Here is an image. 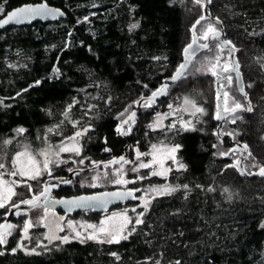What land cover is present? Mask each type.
<instances>
[{
	"label": "trees",
	"instance_id": "obj_1",
	"mask_svg": "<svg viewBox=\"0 0 264 264\" xmlns=\"http://www.w3.org/2000/svg\"><path fill=\"white\" fill-rule=\"evenodd\" d=\"M0 1L1 16L22 3L41 0ZM46 1L66 15L0 29V139L16 128L33 136L49 119V108L71 101L74 113L92 117L82 147L95 160L106 145L121 152L127 142L139 139L138 146L145 149L151 138L163 137L151 131L145 135V119L152 112L143 111L144 106L137 113L139 124L126 136L117 134L116 114L126 101L156 88L177 69L193 39L192 26L204 15V0L198 16H187L177 0ZM208 12L223 25L224 37L234 47L251 108L223 119L220 133L232 138L218 139L214 115L204 132L168 133L179 144L185 165L167 176L176 191L155 195L147 207L137 206L133 214L141 212L137 219L142 222L133 221L127 239H78L25 251L17 245V231L0 248V264H264V176L240 174L239 152L233 149L235 142L246 144L247 171L264 167V0H208ZM220 23L200 20L197 39L206 40L202 30L207 24L217 29ZM218 44L214 38L198 52L170 90L181 91L186 82L216 90L215 75L206 63ZM218 49L224 50L221 44ZM235 80L233 76L224 90L228 111L244 104ZM102 82L107 87L98 89ZM214 107L217 111V99ZM216 144L224 148L219 156ZM148 179V184L164 180ZM5 208H0V220Z\"/></svg>",
	"mask_w": 264,
	"mask_h": 264
},
{
	"label": "rangeland",
	"instance_id": "obj_2",
	"mask_svg": "<svg viewBox=\"0 0 264 264\" xmlns=\"http://www.w3.org/2000/svg\"><path fill=\"white\" fill-rule=\"evenodd\" d=\"M177 1L183 6L184 12L187 16L191 14V12L195 14L197 13V16L201 14V1L199 3H197V0ZM0 8H3V2L1 1ZM209 25L210 24H207L205 26V28L202 30L203 33H205ZM216 47L219 48L220 44L216 45ZM218 48H215L216 52L214 53V56L208 60L206 66L211 69L213 65H215V69L220 68L223 70L225 65L230 66L229 56L226 50ZM215 69L214 71H216ZM216 77L217 76L215 75L214 84ZM199 85L203 86L191 85L190 82L189 85L188 82L182 83L179 88H182L183 90H171L172 92L169 94L168 100L164 106L166 109L165 111L162 110L155 114L152 112L151 118L148 117L145 119L147 123L145 135L147 136L150 131H157V133L162 134L163 137H158L155 139L151 138L143 151H135L136 156L129 160V163L118 164L112 167L102 168L101 170L93 169L94 171L90 172V175L85 176V179L82 181L83 185L95 188H110L122 185L114 183L116 179L123 178L133 183H135L138 179L141 182L139 185L145 186V192L150 194V196L158 195L157 192L150 191V189L153 188H176L177 186L174 185L173 182L169 181L167 176H170V173L173 172V170L179 169L178 165L182 164L179 159L178 150L175 153L176 162H173L172 160L165 161V167L171 169L167 175H154L164 180L161 182L157 181L153 184H148L150 183L148 178L153 176L152 172L159 171V167L155 166L153 168H139V164L141 162L149 163L152 157L150 155H143L137 159V152L150 153L152 151V145H157L158 148H161L165 145L169 148L178 145V143L168 137V133L174 132L175 128H180L181 130H200L202 132L208 130L209 119L215 114L216 111V107L214 106L216 104L218 92L208 85ZM97 87L98 89H102L107 87V85L105 82H102L101 84L98 83ZM226 97L227 96H225V98ZM186 99L192 101V103H185ZM108 100L109 99L106 98V101ZM134 100L135 99L126 101L116 115L119 117L123 116L122 114L124 111H126L131 106V104H133ZM193 103L196 107L202 108L203 112L193 115L192 113L195 112V108L192 106ZM69 105H72L71 109H69ZM169 105H172V107L169 108ZM227 105L223 106V110L228 109ZM72 109V101L71 103H64L61 107L49 108V119L41 127L36 129L33 136H30L25 131L23 133H17L16 130L20 128H16L9 136L0 139V164L4 165L3 168H0V180L9 182L15 192V195H13L11 200H9L3 207L17 202L18 199H24L23 197L26 194L39 186L42 176L45 172H47L43 170V165L46 159L50 164H62L64 162H68V159L70 158L79 157L75 152H60L59 156L55 155V153L59 151V146H70L73 143L72 141H69L68 138L74 136L77 131H81L83 133L81 136L76 137L75 141L76 145L80 148L81 153V138L87 136L88 133V131L83 132V130H89L92 128V117L89 118L88 116H85L83 111H75L74 113ZM65 111L69 112L67 119L64 116ZM157 123H159L161 126L156 127ZM185 124H187L188 127H185ZM172 125L175 126L170 127ZM49 129H54V131L49 132ZM262 136L264 137V129L262 130ZM6 140L9 141L8 144L4 143ZM42 147L45 148V152L41 151ZM223 149L224 148H221L219 144H216L214 151L216 156H219V153H221ZM44 153H47V156H45ZM30 157L35 159V166L41 169L42 174L40 176H38L36 179H29L27 176H20L19 174L15 176L11 175L12 172L18 173L20 170H24L26 172L32 171L33 164L30 160ZM133 168H137L138 170L132 171ZM105 173H108L107 177L104 175ZM93 177H99V179L94 180ZM140 177H143V179H140ZM135 184L138 185V183ZM29 186L31 187L29 188ZM136 200V203L132 204V206L118 207L110 211L107 210L106 212L101 213L93 218L88 213H82L75 216H63L55 214L51 210H35L25 214L24 216H19L17 219L18 221L16 220L13 222L12 225L14 227H12L10 230L7 240L10 236L17 234L18 231L20 238L17 245L19 248H22L25 251H34L35 248L37 249L39 247V245L47 248L53 243H64L65 240L62 237L89 239V236L95 234L96 239L108 241L112 239V237L98 231V229L101 227V221H105L107 218L111 217L112 220L108 221L110 226L113 222H121L122 216L124 214H126L130 219V223L126 225L124 231L121 233L122 236H126L133 221L137 220L138 218L137 215L134 217L132 211L138 204V199ZM25 221H30L32 224V227H30L26 233L23 230ZM69 222H71V225H69ZM87 225H93L95 227L89 228ZM83 227L86 228L84 232L81 231V228ZM77 233H79V236ZM53 236H55V238H53ZM33 239L35 242L32 243ZM5 244L6 243L0 244V248Z\"/></svg>",
	"mask_w": 264,
	"mask_h": 264
},
{
	"label": "water",
	"instance_id": "obj_3",
	"mask_svg": "<svg viewBox=\"0 0 264 264\" xmlns=\"http://www.w3.org/2000/svg\"><path fill=\"white\" fill-rule=\"evenodd\" d=\"M41 4L46 5V8H47L46 12H44V13H42L40 15H35V14L29 15L27 18L21 19L19 22L10 21L8 24L0 25V29L5 27L6 25H9V24L22 25V24L31 23L32 21H36V20L49 21V20H55V19H57L59 17H64L66 15L65 11L61 7L51 5L46 0H41V1H37V2H25V3H22V4L18 5V6H15V7L11 8V9L7 10L4 14H2L0 16V21H3L7 17V15L9 13L14 12L17 9L25 8V7L36 8V7H38ZM202 17H203V19L212 18L214 21H217L218 23H220V21L217 18H215V17H213V16H211L209 14V12H208V0H204V15L201 16L200 18H198L196 20V22L192 26L193 39H192V41L189 44H187L184 47V49H183V59H182L180 65L181 64H186V67L183 69V74H184V72L187 70V68L190 65V63H191L192 59L194 58V56L198 52H200L201 50L207 49L210 46V43H211L212 39H214V38L217 39L220 42L222 48H224V49H226L228 51V56H229V59H230V62H231V67L229 68V71H227V72L222 71L220 76L216 79V88H217V91H218L217 109H218V120H219V125L217 127L216 134L220 137L221 140L225 136L232 138V134L231 133H228V132L223 133V134L220 133V126L223 124V119L225 117H227L228 115L234 113L238 109H246V110H248L250 108V105L248 103L247 96H246L244 88H243V80H242L241 73H240L239 68H238V62H237V59L235 57L234 47H233L232 43L230 41H228L224 37L223 25L220 23L219 28L215 29L219 33L218 37H214L213 35L209 34L208 38L204 42H201V41H199L197 39V33H196L195 28H196V25H197V21L202 20L201 19ZM190 44L192 45V48L186 53L185 49L188 48V45H190ZM204 45H207V47H203ZM179 66L177 67V69L179 68ZM177 69L171 75L166 76L163 79V83H162V86L160 88L154 90L153 92H151L148 95L141 96V97H139L137 99V101L135 102L134 108L124 117V119L121 121V123L119 125V127L122 126V130L126 134H121V132L117 131L118 135L126 136V135L129 134L128 126H129V124L132 121H130L126 125L123 124V121L128 120L129 116H132L133 113H135V116H134V119H135L136 116H137V113L140 110V108L142 107L143 103L145 101H147V100L149 101V98L153 97V93H158V90H159V93L153 98V102L156 101L157 99L161 98L163 95L166 94V92H167V90L169 88V84L171 82H174L171 78L174 75H176ZM233 69H235V70H233ZM229 73H234L235 74L237 87H238L240 93L244 95V98L246 100V106H241L240 108H236L235 107V108H232L229 111H224L223 110L224 88L220 86V81L222 79H224L226 77V75L229 74ZM177 80H175V81H177ZM165 85H167L166 89L164 88ZM104 142H106L105 139H104ZM245 145L246 144L242 143V142H235L234 145H233V149L237 150L239 152V156L237 158L236 166H237L240 174H242L243 176L251 177L253 175H260L259 174L260 169L252 170V171H247L246 170V168L244 166V163H243L244 158L248 155L247 147L245 148ZM107 149L109 150L108 152H110V149L109 148H107ZM120 157H124L126 159L128 157V152L126 151L124 154L116 155V156H114V157H112L110 159L96 162L95 165L93 164V165H91V166H89L87 168H74V169H72L69 172L68 176L46 178L45 181H44V187L39 193H37L36 195H33L31 197H27V198L18 200L17 202L9 205V207L7 209V212L5 214V218L0 223V225H11L12 217L14 215L18 214L21 211H28L30 209H33L35 206H37V205H39L41 203L44 204L47 207L61 208V209H64V210H66L68 212H71V211H76V210H80V209H87V208H93V209H97V210H105L106 208L110 207L111 205H113L115 203L125 202L127 200L132 199V197H126L124 199H118V198H115V197H107V198H105L103 196L104 193H114V192H120V193L132 192V196H134V194H135L134 190H132V189H124V188H121V187H115V188H111V189H102V190H97V191H94V192H91V193H82V194L72 195V196H62V197H56V198L51 197L52 185L49 184L50 181H58L59 183H63L64 181H69L71 179V177L74 174L78 173V172H82V171H85V170H93V169H96V168L104 166V165H109V164H114V163L120 162ZM110 162H113V163H110ZM262 176H264V175H262ZM46 186H49V191L47 193V196L46 197H41L40 194H41L42 191H44V188ZM34 197L39 198L37 200L35 206H31V205L22 203L23 200H32ZM79 197H84V198L92 197V198H96L97 200L106 199L107 202H106V204L103 207H100V206L78 207L75 204L69 203V202L73 201L75 198H79ZM13 205H17L18 207H13Z\"/></svg>",
	"mask_w": 264,
	"mask_h": 264
},
{
	"label": "snow or ice",
	"instance_id": "obj_4",
	"mask_svg": "<svg viewBox=\"0 0 264 264\" xmlns=\"http://www.w3.org/2000/svg\"><path fill=\"white\" fill-rule=\"evenodd\" d=\"M200 0H197V3H199ZM3 11V8H0V12ZM47 11L46 5H39L36 8H32V7H25V8H20L17 9L14 12H11L7 15V17L3 20L0 21V25L3 24H8L10 21H16L19 22L21 19H25L27 18L29 15L35 14V15H40L44 12ZM58 11V10H57ZM85 19H87V17H85ZM203 19V17L201 18ZM197 23H199V21H197ZM137 25L133 24L131 25V28L134 29L136 28ZM131 30V29H130ZM209 34L213 35L214 37H218L219 33L215 30V28L211 25L208 26L207 30L204 33V38L207 39ZM203 47H207V45H204ZM192 48V45H188V48L185 49V52L187 53L190 49ZM186 67V64H181L179 66V68L177 69L176 75H174L171 79L173 81L179 79L182 75H183V69ZM215 65H213V67L211 69H208L209 71L212 72L213 75L219 76V73H217L216 71H214L215 69ZM229 67L228 65H225L223 68L224 72L229 71ZM235 70V69H233ZM229 82L231 81V78L229 77ZM38 83V82H37ZM164 88H167V85L164 86ZM159 93V90H158ZM158 93H153V97L149 98L148 102H145V106H151V102H153V98L158 94ZM225 96H227V93H225ZM75 103V102H74ZM185 103H192V101L189 100H185ZM195 108V112H193L192 114L195 115L196 113H200L203 112L202 108L196 107L195 104L193 103L192 105ZM69 109H71L72 105L68 106ZM172 105H169V108H171ZM236 108H240L241 105L240 104H236L235 105ZM227 111V110H226ZM248 111H251V108L248 109ZM123 115V114H122ZM65 118L67 119L69 116V112L65 111L64 113ZM134 116L135 113L132 114V116H129L128 120L123 121V124H128L130 121L134 120ZM161 125L159 123H157L156 127H160ZM175 125H172L170 127H174ZM185 127H188L187 124L184 125ZM58 127V126H57ZM151 127V126H150ZM17 133H23L24 129L20 128L16 130ZM49 132L54 131V129H49ZM88 129H84L83 132H87ZM118 132H121V134H126L123 132L122 130V126L118 127L117 129ZM83 133L81 131H77L75 133L74 136L69 137L68 140L72 141L73 143L70 146H65V145H61L59 146V151L55 153L56 156H59L60 152H75L77 155L80 154V148L76 145L75 141H76V137L81 136ZM5 144H8L9 141H4ZM247 146L245 145V148ZM179 148V145L173 146V147H167L166 145L158 148L157 145H152V151L150 153H140L137 152V159H139L141 156L143 155H150L152 157L151 161L149 163H143L141 162L139 164V168H153L155 166L159 167V171H154L152 172V175H159V176H166L167 173L171 170L169 168L165 167V161L166 160H172L173 162H176V157H175V153L177 152ZM106 151H109L108 149H105ZM19 155V154H18ZM45 156H47V153H44ZM30 160L33 164V170L30 172H26L24 170H20L18 173L17 172H12L11 175L15 176L17 174H19L20 176H27L29 179H36L38 176H40L42 174L41 169L39 167H36L35 164V159L30 157ZM120 161L124 162V163H129V161L125 160L124 157H120ZM80 163H83V160L80 161ZM113 163V162H110ZM93 164L95 165V162H93ZM4 165L0 164V168H3ZM178 167L180 169H183L185 167V165L183 164H179ZM43 170L44 171H48V174L51 175V172L49 170V162L46 159L45 163L43 165ZM137 168H133L132 171H137ZM71 171V170H70ZM260 175H264V167H262L260 169L259 172ZM106 177L108 175V173L104 174ZM93 179H99V177H93ZM140 179H143V177H140ZM65 183H67V181H64ZM114 183L116 184H127L129 183L128 180H125L123 178L120 179H116L114 181ZM31 186H29L30 188ZM185 188H187V185H184ZM49 191V186H46L44 188V191L41 192L40 196L41 197H46L47 193ZM138 191V190H137ZM150 191H155L157 192L158 195H164V194H170L171 192L176 191L175 188H169V187H164L161 189H150ZM15 195V192L13 190V188L11 187V185L9 184V182L7 181H3L0 180V207H3L9 200H11L12 196ZM103 196L105 198L107 197H115L118 199H124L126 197H132L133 199H135L134 196H132V192H124V193H120V192H114V193H104ZM39 198L34 197L32 200H23L22 203L24 204H28L31 206H35L36 202ZM107 200L106 199H101V200H97L96 198H92V197H88V198H84V197H79V198H75L73 201L69 202L71 204H75L78 207H95V206H100L103 207L106 204ZM147 203L148 201H144L145 207H147ZM13 207H18L17 205H13ZM132 211H135V209H133ZM141 215H143L141 213ZM112 220L111 217L107 218V220L105 221H101V227L98 229L99 232L101 233H105L109 236L112 237V239L108 240L107 242L112 243V242H119L120 239H127L126 236H122L121 233L124 231L126 225L128 223H130V219L129 217L124 214L122 216V220L119 223L113 222L110 226L108 224V221ZM142 221L140 219L136 220V224H140ZM69 225H71V222H69ZM12 227H14L13 225H0V244H4L7 242V236L10 234V230L12 229ZM32 227V224L30 221H25L24 224V231L25 233L27 232V230ZM87 227L89 228H94L95 226L93 225H87ZM77 235L79 236V233H77ZM53 238H55V236H53ZM89 239H96V235L93 234L92 236L88 237ZM67 237H64V240H67ZM13 251H16V249H13ZM115 255V254H113ZM117 259H119V257H117ZM177 264H179V262H177Z\"/></svg>",
	"mask_w": 264,
	"mask_h": 264
},
{
	"label": "flooded vegetation",
	"instance_id": "obj_5",
	"mask_svg": "<svg viewBox=\"0 0 264 264\" xmlns=\"http://www.w3.org/2000/svg\"><path fill=\"white\" fill-rule=\"evenodd\" d=\"M224 50H226V49H224ZM227 54H228V51H227ZM229 62H230V59H229ZM230 67H231V62H230ZM216 71L219 73V76H220V74H221V72L223 70L220 69V68H218ZM219 76H217L216 79ZM233 76L236 78V76H235L234 73H229V74L226 75V77L224 79H222L220 81V86L223 87L224 90H225V87L231 83ZM229 77L231 78V81L230 82H229V79H228ZM235 82H236V80H235ZM162 83H163V81H162ZM162 83L159 86H157L156 88L148 91V93H146V94L144 93V94L139 95V97L148 95L151 92H153L154 90L160 88L162 86ZM215 86H216V80H215ZM216 90H217V88H216ZM170 93H171V90H170V84H169V88H168L166 94L163 95L161 98L157 99L156 101H154L153 103L151 102V106H145V102H148V100L143 103V105H142V107L144 106V108H143L144 110L143 111H151V112H153V114H155L157 112H160L162 110L165 111L166 109L164 108V106H165V103L168 100V96H169ZM137 99L135 100V102L137 101ZM135 102H134V106H135ZM134 106L131 107L126 112L125 115L121 116L120 118L118 117V122L116 124L117 127H119L121 121L134 108ZM241 106H246V100H245V98H244V104L241 105ZM241 110H243V109H241ZM224 111H226V110H224ZM140 116L137 114L136 118L134 119V121H132L129 124L128 128H136L137 125L140 122ZM214 119L215 120H218V109H217L216 113L214 114ZM145 124H147V123L145 122ZM178 130L179 131H182L184 129L181 130L180 128H175V131H178ZM223 133H226V132H223ZM218 139L221 140L219 136H218ZM82 140H83V138H81V141ZM222 140H223V138H222ZM138 142H139V139L133 140V143L132 144H131V141L127 142L126 145L122 147V151L121 152H116V151H113L111 149H110V152H108V151L102 152L101 151L102 148H101L100 149V154H99L100 157L98 159H96V160L92 158V155L91 154L85 153L83 151V147H82V152L78 155L79 156L78 158H70V159H68V162H66V163L64 162L62 164H60V163L59 164H53V163L50 164L49 163V170L51 172V175L48 174V171L45 172L44 175L41 178V181L39 183V186L37 188L33 189L28 194H26L23 198L31 197V196L36 195L37 193H39L43 189V187H44V181H45L46 178H50V177H60V176H68L70 170H72L74 168H87V167L93 165V162L96 163V162H99V161L107 160V159H110V158H112V157H114L116 155L124 154L126 151L128 152V157L125 160L129 161L133 157L136 156L135 155V151H143L144 150V149H140V147L138 146ZM81 145L83 146V142L81 143ZM104 147L105 148H108L107 145L104 146ZM179 149H180V146L178 148V155H179ZM41 151L42 152H45L46 150H45L44 147H42ZM81 160H83V163H80ZM118 164H124V162L120 161V162H117V163H114V164L104 165V166L98 167L97 169H94V170H101L102 168L112 167V166L118 165ZM94 170H85L84 172H78V173L74 174L71 177V179L69 181H67V183H65V182L59 183L58 181H50L49 184L52 185V188H51V197L56 198V197H62V196H72V195H78V194H82V193H91V192H94V191H97V190H102V189H111V188H115V187H121V188H124V189H132V190H134V192H135V194H134L135 199L132 198V199L127 200L125 202L115 203V204L111 205L110 207L106 208L105 210H97V209H93V208H87V209H80V210L71 211V212H68V211H66L64 209H61V208H51V207H47V206H45L44 204L41 203V204L35 206L33 209H30L28 211H21L18 214L14 215L12 217V223H11V225L14 222V218H17L19 216H24L25 214H28L29 212H32V211H35V210H40V209H42V210L43 209L51 210L55 214L63 215V216H65V215H67V216H75V215H79V214H82V213H88V214H90V216L91 215H96L97 216V215H99L101 213L106 212L107 210L110 211V210L115 209V208H118V207L130 206L129 204H132V203L135 204L136 201H137L136 199H138L137 206H139V207H145L144 201H148L149 202L155 196V195L150 196V194H148L147 192H145V186H140L139 184L141 182L138 179H137L136 182L134 181L135 183H138V185L135 184V183H133V182H129L127 184H122L120 186H114V187H110V188L109 187H107V188L96 187L95 188V187H89V186L83 185L82 181L85 179V176L90 175V172H93ZM143 183H144V181H143ZM9 205L6 206L4 212L2 213V219L0 220V223L5 218V214L7 212V209L9 207ZM137 206H135V208H137ZM140 214H141V212H138V215L137 216L140 217ZM85 230H86V228H84V227L81 228V231L82 232H84ZM62 238L64 239V237H62ZM67 238L68 239L65 240V241H72V240L82 239V238H78L77 239V238H74V237H67Z\"/></svg>",
	"mask_w": 264,
	"mask_h": 264
},
{
	"label": "bare ground",
	"instance_id": "obj_6",
	"mask_svg": "<svg viewBox=\"0 0 264 264\" xmlns=\"http://www.w3.org/2000/svg\"><path fill=\"white\" fill-rule=\"evenodd\" d=\"M240 110V109H239ZM215 113H216V111H215Z\"/></svg>",
	"mask_w": 264,
	"mask_h": 264
}]
</instances>
